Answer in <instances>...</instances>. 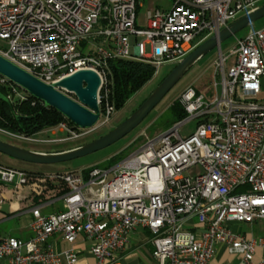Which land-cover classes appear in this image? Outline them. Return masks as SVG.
<instances>
[{
	"label": "built area",
	"instance_id": "obj_1",
	"mask_svg": "<svg viewBox=\"0 0 264 264\" xmlns=\"http://www.w3.org/2000/svg\"><path fill=\"white\" fill-rule=\"evenodd\" d=\"M262 1L171 0L167 10L149 8L140 18L137 0H0V41L6 45L0 56L47 85L80 69L96 72L100 114L93 130L108 125L116 112L110 60L144 62L156 74ZM0 84L19 95L21 89L1 76ZM212 86L209 100L187 86L178 99L183 121L145 136L113 166L37 177L0 165L1 190L21 192L33 180H47L60 185L61 199L55 212L46 190L31 201V236H0V262L77 264V253L57 251L51 238L72 244L83 237L94 264H120L129 234L141 227L150 234L158 264H207L217 244L238 264H264V256L254 258L264 250V235L247 239L230 228L264 223V26L237 38L226 56L219 53ZM190 120L194 131L181 136L179 127ZM67 125L56 127L77 137ZM0 133L31 141L3 128ZM193 167L198 173L184 174ZM194 223L196 230L185 229Z\"/></svg>",
	"mask_w": 264,
	"mask_h": 264
},
{
	"label": "rangeland",
	"instance_id": "obj_2",
	"mask_svg": "<svg viewBox=\"0 0 264 264\" xmlns=\"http://www.w3.org/2000/svg\"><path fill=\"white\" fill-rule=\"evenodd\" d=\"M137 1L140 5V8L138 9V16L140 18L143 16L146 9H166L171 4V0ZM262 5H264V1L259 4V7ZM263 26L264 17L254 21L251 26H246L245 28L239 30L233 36L220 42L219 47H215L201 56L190 67V69L182 75V77L176 82V84L160 100V102L151 110V112L146 116L142 123L127 136L114 143L113 145L82 158L50 165L25 163L0 154V165L3 167L18 169L21 171L23 170L30 175L41 177L47 174H58L67 171H74L79 167L85 165H100L111 157L117 155L118 153H121L119 159H124L144 143L145 136L148 138H152L179 123H173L174 119L171 116L168 107L172 104L173 101L179 99L180 94L187 86L191 85L196 91L204 94L206 100L212 99L214 95L212 81L215 70V62L218 60L219 53L226 56L230 53V49L237 38H243L246 34L249 33L251 28L256 30ZM0 48L6 49V45L4 42L0 41ZM146 52H148V50H146ZM175 65L176 64L174 63H168L163 64L161 67H159L157 69V73L153 76V78L139 92H137L121 110L115 112L110 123L106 126L98 127L93 130H73V127L68 124L67 126L72 129L77 135V137L75 138H72V136H70L69 134L59 130V128L54 127L43 130L35 134L34 136L29 137V140L31 141L14 139L2 133H0V140L17 147L38 153L62 152L91 142L105 135L112 128H114L125 118H127L147 98V96L159 84L160 80H162L169 73V71L174 68ZM18 93V96L11 93L9 95V98L12 99L22 97L25 92L23 90H19ZM69 97L75 100V97L73 95H69ZM182 121L183 120H181L180 122ZM195 126L196 123L194 120L187 121L181 127H179L178 132L181 136L189 135L194 131ZM198 170L199 169H197L196 167H193L185 171L184 174L193 176L198 173ZM32 183H35L33 184L35 186H44V190L48 192L47 195L53 196V200H51L53 208L54 200H56V198H59L60 196V193H58V191L56 190L57 187H60V185L56 182H50L47 180H33ZM27 188V190L23 189L24 191L15 193L0 189V203L7 204L11 207L12 210L14 209L16 213L22 211L23 208L27 206L28 200L22 199V201H24L22 202L18 200L19 196L24 197L25 192L26 194H31L32 197H35L36 195H32V193H30V189L32 187L27 186ZM31 196H29L28 198L30 199ZM17 222L18 221H16L15 218H10L5 220L4 222H1L0 234L2 236H9L10 234H12V231L17 227ZM246 226L247 227L245 229H249V226ZM262 229L263 222L261 221H257L251 225V230L254 235L259 234Z\"/></svg>",
	"mask_w": 264,
	"mask_h": 264
},
{
	"label": "water",
	"instance_id": "obj_3",
	"mask_svg": "<svg viewBox=\"0 0 264 264\" xmlns=\"http://www.w3.org/2000/svg\"><path fill=\"white\" fill-rule=\"evenodd\" d=\"M262 17H264V5L229 23L217 34L196 46L169 71L127 118L105 135L78 147L56 153H38L0 140V154L25 163L50 165L82 158L113 145L142 123L151 110L201 56L219 47L220 42ZM0 76L31 97L43 102L45 106L60 113L79 130L92 129L98 122L100 114L98 92L101 81L97 73L92 70L80 69L53 85H47L0 56ZM58 89L64 90L68 95ZM69 95H73L75 100Z\"/></svg>",
	"mask_w": 264,
	"mask_h": 264
},
{
	"label": "trees",
	"instance_id": "obj_4",
	"mask_svg": "<svg viewBox=\"0 0 264 264\" xmlns=\"http://www.w3.org/2000/svg\"><path fill=\"white\" fill-rule=\"evenodd\" d=\"M110 78V102L115 111L121 110L126 103L139 92L154 76L155 68L147 63L130 59H114L108 62ZM161 81V80H160ZM10 85L13 86L12 83ZM11 88L0 84V128L17 134L32 137L35 134L66 122L78 129L60 113L45 106L26 92L24 99L9 98ZM173 123L180 122L186 114L178 100L168 107ZM121 153L111 157L101 167H110L120 159ZM99 165V166H100Z\"/></svg>",
	"mask_w": 264,
	"mask_h": 264
},
{
	"label": "crops",
	"instance_id": "obj_5",
	"mask_svg": "<svg viewBox=\"0 0 264 264\" xmlns=\"http://www.w3.org/2000/svg\"><path fill=\"white\" fill-rule=\"evenodd\" d=\"M169 8V7H168ZM168 8L164 9L167 10ZM91 165H85L79 167L77 170L86 168ZM45 190L42 186H33L30 189V193L36 194V197H32L31 194L24 195L23 198L31 196V199H27L28 203L27 206L23 208L22 211L16 213L14 209L12 210L10 206L7 204L0 205V223L4 222L7 219L15 218L17 222V227L12 231V234L9 236H2L1 237H16L20 239H28L31 236L29 230V223L32 221V217L29 212V207L32 205L31 201L37 200L38 194H41ZM19 200V198H18ZM61 207V199L56 198L53 203V211H58ZM15 212V213H14ZM252 225V224H251ZM251 225L249 229H245L247 226H241L238 224H230V228L233 230L243 234L247 239H257L264 235V223L262 231L254 235L251 230ZM197 225L194 223L193 225H186L185 229L187 230H196ZM242 230V231H241ZM54 242L55 249L57 251L61 250H73L77 253V264H94L95 258L90 254V242L85 240L83 237H78L76 241L72 244L66 243H59L55 242L56 237L51 238ZM150 234L146 229L141 227H137L129 234L128 244L127 246L118 254L120 264H158L155 259L152 258V246L149 242ZM264 256V250L257 249L255 253V260L260 259ZM0 264H3L0 262ZM207 264H238L237 257L230 255L227 251V248L224 245L217 244L215 246L214 255L213 257L207 262Z\"/></svg>",
	"mask_w": 264,
	"mask_h": 264
}]
</instances>
